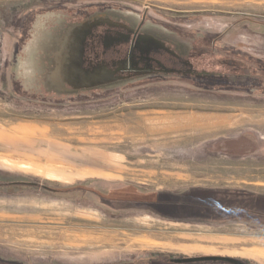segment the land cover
Wrapping results in <instances>:
<instances>
[{
  "label": "rangeland",
  "instance_id": "rangeland-1",
  "mask_svg": "<svg viewBox=\"0 0 264 264\" xmlns=\"http://www.w3.org/2000/svg\"><path fill=\"white\" fill-rule=\"evenodd\" d=\"M107 6L246 52L258 89L30 92L34 59L14 62L28 29ZM225 193L235 205L211 202ZM250 211L264 214V0H0V264H264V217Z\"/></svg>",
  "mask_w": 264,
  "mask_h": 264
},
{
  "label": "flooded vegetation",
  "instance_id": "flooded-vegetation-1",
  "mask_svg": "<svg viewBox=\"0 0 264 264\" xmlns=\"http://www.w3.org/2000/svg\"><path fill=\"white\" fill-rule=\"evenodd\" d=\"M102 13H108L102 19L106 25L94 29L85 65L90 69L106 67L114 73V78L129 82L125 88L180 81L207 91L219 89L225 95L237 90L258 89L261 78L254 73L253 60L246 52L228 48L219 38L204 32L179 28L177 24L154 20L144 13L107 6L91 11L90 8L74 9L69 11V16L52 12L38 18L35 26L28 29L19 43L14 62L21 66L28 55L34 59L36 71L30 92L42 95L46 91L47 76L54 68L51 64L55 60L54 49L68 30L88 21L96 23L100 18L92 17ZM20 76L19 73L15 82L23 86ZM93 93L108 92L65 84L46 95L59 100H81Z\"/></svg>",
  "mask_w": 264,
  "mask_h": 264
},
{
  "label": "water",
  "instance_id": "water-1",
  "mask_svg": "<svg viewBox=\"0 0 264 264\" xmlns=\"http://www.w3.org/2000/svg\"><path fill=\"white\" fill-rule=\"evenodd\" d=\"M108 13L97 14L92 17L100 18V21L90 24V22L82 23L76 27L70 28L62 42L54 49L53 56L55 60L51 61L54 66L53 70L47 76L46 86L53 90L61 88L65 84L73 85L77 89H99V90H115L128 85V81H120L114 78V73L110 72L106 67L96 66L90 69L85 65L88 59V48L92 38L93 31L96 27L106 25L102 19H105ZM32 65L26 70L29 84H32L35 76ZM68 93V92H67ZM222 262L229 264H244L236 259L226 257H203V258H184L177 260L178 263H198V262Z\"/></svg>",
  "mask_w": 264,
  "mask_h": 264
},
{
  "label": "trees",
  "instance_id": "trees-1",
  "mask_svg": "<svg viewBox=\"0 0 264 264\" xmlns=\"http://www.w3.org/2000/svg\"><path fill=\"white\" fill-rule=\"evenodd\" d=\"M25 185H27V186H29V184H27V183H19V184H12L11 186H25ZM230 193V192H229ZM230 196L231 195H228L227 193H225L224 195H223V197H224V200H215V201H211V202H215V203H220V204H224V205H235V203H236V198L237 197H235V198H230ZM217 199V198H216ZM255 200V199H254ZM256 201H254V203H255ZM140 203V202H139ZM138 203V204H139ZM193 205H195V204H193ZM196 206H198V207H205V208H208L209 210H211V211H214V210H217V207H215L214 205H211V204H209V205H206V204H203V205H200V204H196ZM219 208V207H218ZM220 209V208H219ZM248 214H255V215H260V216H262V217H264V214L262 215V213H257V212H252V211H250V212H248ZM172 257H169V261L171 262L172 261ZM220 263V262H219ZM222 263V262H221ZM226 264V263H225Z\"/></svg>",
  "mask_w": 264,
  "mask_h": 264
},
{
  "label": "crops",
  "instance_id": "crops-1",
  "mask_svg": "<svg viewBox=\"0 0 264 264\" xmlns=\"http://www.w3.org/2000/svg\"><path fill=\"white\" fill-rule=\"evenodd\" d=\"M204 121H205V119H204V118H200V119H199V122H200V123H202V122H204ZM202 124H204V123H202ZM152 127H156V128H160V129H161V128H162V129H166V127H165V126H163V127L152 126ZM170 130H171V129H170ZM162 133H163V132H162ZM164 133H166V132H164Z\"/></svg>",
  "mask_w": 264,
  "mask_h": 264
}]
</instances>
